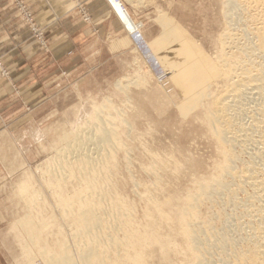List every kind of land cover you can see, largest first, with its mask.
<instances>
[{"label": "rangeland", "instance_id": "rangeland-1", "mask_svg": "<svg viewBox=\"0 0 264 264\" xmlns=\"http://www.w3.org/2000/svg\"><path fill=\"white\" fill-rule=\"evenodd\" d=\"M12 1L24 20L27 43L23 57L10 58L0 53V77L12 89L0 105V264H47L39 248L27 237L28 228L24 231L26 217L34 218L37 223L46 221L47 226L54 225L45 229L49 230L45 234L46 239L50 238L49 243L51 239L52 243L56 242L54 234L57 237L58 230L63 236L66 234L64 238L73 249L80 247L75 238H71L67 216L61 217L63 210L58 203L63 193L67 192L63 199L70 198L80 190L82 183L60 184L55 173L58 150L64 145L62 138L85 125L90 118L89 113L85 115L87 108L91 110L94 104L120 107L124 112L120 108L116 109L119 113L114 108L110 109L112 113L108 108L104 110L116 118L124 114L132 118L136 109L133 100L128 99V92L145 94L144 101L149 102L147 116H134L133 126L127 123L126 127L124 124L118 127L117 138L122 142L116 149L118 153L114 152L118 166L111 167V174L107 173L109 178L102 177L105 181L113 178L110 181L113 184L108 185L109 188L101 185L105 182L103 179L94 182L98 184L96 191L105 192L109 188L111 195L116 194L115 197L110 195L113 200L106 199L114 202L117 199V203L126 201L141 228L146 227V211L149 212L143 197L147 191H144L153 182L150 170L145 168L150 167L155 158L166 155L177 161L188 153L208 169L213 168L215 150L205 129L204 132L200 127L202 112L210 109L212 101L225 89V84L215 78L214 70L218 56L216 40L223 30L220 23L224 3L223 0ZM22 68L24 72L16 75ZM210 92H213L212 98L207 95ZM125 97L132 102L133 109L128 102L126 107ZM161 100L166 104L163 110ZM198 105L203 111H199ZM76 114L81 122L76 120ZM129 116L118 119L129 120ZM179 170L177 168L173 177L162 176L166 192L171 186V189L184 190L191 185L183 173L185 169L181 170L182 175L177 173ZM21 182L26 183L25 186ZM71 188H75L74 194ZM59 190L63 193L59 194ZM156 250L161 252L156 244L147 246L148 254L151 252L148 258L152 254L149 259L152 263L147 259V264H160V253ZM175 255L174 258L172 253L175 262L181 264L182 254Z\"/></svg>", "mask_w": 264, "mask_h": 264}, {"label": "bare ground", "instance_id": "bare-ground-1", "mask_svg": "<svg viewBox=\"0 0 264 264\" xmlns=\"http://www.w3.org/2000/svg\"><path fill=\"white\" fill-rule=\"evenodd\" d=\"M223 3V21L220 23L223 24V30L218 39L215 37L218 56L214 70L215 78L225 84V89L212 101L210 109L206 107L208 109L203 111L198 105L199 111H203L200 129H205L216 154L213 168L208 169L202 161L194 159L188 153L177 161L163 154L160 158L153 157L155 159L151 160L152 165L145 168L150 170L153 182L144 191L147 192H143L145 196L140 194L145 198L149 210L146 211L145 207L147 223L144 225L146 227H139L140 224L137 225L138 220H135L126 201H111L112 191L108 185L113 184L110 182L113 178L109 180L107 173L117 164L118 157L114 152H117L116 149L122 143L117 138L120 125H134L133 118L147 116L149 109L146 104L149 102L146 103V99L144 101L145 94L141 96L128 92V99L133 100L136 112L132 118L124 116H129L131 120L118 119L124 117L121 113L117 118L111 115L113 110L110 109L114 106H98L93 103L91 110L87 108L85 113H89L87 115L91 120L87 116L89 120L84 126L78 127L71 135L68 133L63 136L64 145L58 150V169L54 172L59 183H82L80 190L77 187L79 184H75L79 190L76 189L78 192L75 194V188H71L74 195L70 198L66 196L68 198L63 199L67 192L59 190V194L61 192L63 196H59L61 202L58 203L64 212H61V217L63 214L67 216L64 217L71 227V238H75L80 247L77 245L74 246L76 250L73 249V245L64 238L66 234L63 236V232L58 230L57 237L52 231L56 242L52 243L51 239L52 244L49 243L50 238H45L49 230L45 229H51L54 226L52 223L48 226L46 221L37 223L30 216L24 221L25 226L27 225L24 231L28 228L27 237L39 248V253L47 264H147V259L152 256L151 254L148 258L151 252L148 254L147 246L154 244L161 248V252L156 250L160 253V256L156 255L160 264H178L174 259L175 254H182L181 264H264V0H223ZM211 93L213 92L207 93L210 98L213 96ZM128 99L125 101L126 107ZM164 103L161 100L162 110L166 105ZM79 108H76L77 112ZM105 108L111 113L105 111ZM120 110L123 111V108ZM116 112L119 113L118 110ZM75 117L81 122V117L78 118L77 114ZM167 165L171 168L168 169ZM177 168L180 169L177 173L185 169L183 173L190 179L191 185L184 190L179 187L171 189L170 185V190L168 188L166 192L163 188L166 184L161 183L162 176H175ZM105 176L108 177L109 184L102 178ZM98 179L105 181L101 185L108 186V191H96L97 183L94 182ZM23 184L25 186L26 183ZM55 188L57 189L56 186ZM149 263L152 262L149 260Z\"/></svg>", "mask_w": 264, "mask_h": 264}, {"label": "crops", "instance_id": "crops-1", "mask_svg": "<svg viewBox=\"0 0 264 264\" xmlns=\"http://www.w3.org/2000/svg\"><path fill=\"white\" fill-rule=\"evenodd\" d=\"M24 27V20L14 8L13 1L0 0V53L10 58L26 54L24 46L27 43V31H23ZM22 71L24 72V68L16 71V75ZM11 91V87L0 77V105L7 100Z\"/></svg>", "mask_w": 264, "mask_h": 264}, {"label": "built area", "instance_id": "built-area-1", "mask_svg": "<svg viewBox=\"0 0 264 264\" xmlns=\"http://www.w3.org/2000/svg\"><path fill=\"white\" fill-rule=\"evenodd\" d=\"M2 63H1V60H0V65H1Z\"/></svg>", "mask_w": 264, "mask_h": 264}]
</instances>
